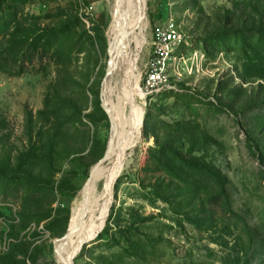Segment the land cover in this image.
Instances as JSON below:
<instances>
[{"label":"rangeland","instance_id":"374dc122","mask_svg":"<svg viewBox=\"0 0 264 264\" xmlns=\"http://www.w3.org/2000/svg\"><path fill=\"white\" fill-rule=\"evenodd\" d=\"M112 2L0 0V264H57L105 158ZM168 20L188 71L144 96L150 30ZM143 34L140 140L73 264H264V0H147Z\"/></svg>","mask_w":264,"mask_h":264},{"label":"bare ground","instance_id":"6f19581e","mask_svg":"<svg viewBox=\"0 0 264 264\" xmlns=\"http://www.w3.org/2000/svg\"><path fill=\"white\" fill-rule=\"evenodd\" d=\"M146 2L113 0L110 5L111 19L106 33L109 59L101 86L110 122L109 147L105 164L91 169L88 181L73 201L66 238L54 242L57 264H73L82 244L101 231L114 183L127 164L128 153L140 140L144 110L135 98V95H140L136 61L144 46Z\"/></svg>","mask_w":264,"mask_h":264},{"label":"built area","instance_id":"2783aa9c","mask_svg":"<svg viewBox=\"0 0 264 264\" xmlns=\"http://www.w3.org/2000/svg\"><path fill=\"white\" fill-rule=\"evenodd\" d=\"M181 42V35L171 20L151 27L148 56L140 81L144 96L175 86L188 71L189 59L179 50Z\"/></svg>","mask_w":264,"mask_h":264},{"label":"water","instance_id":"95a60500","mask_svg":"<svg viewBox=\"0 0 264 264\" xmlns=\"http://www.w3.org/2000/svg\"><path fill=\"white\" fill-rule=\"evenodd\" d=\"M106 156V155H105ZM104 160H105V158H104ZM103 160V161H104ZM103 161H101L99 164H102V162ZM99 164H97V165H99ZM96 166V165H95ZM93 168V167H92ZM91 168V169H92ZM91 171V170H90ZM89 174H90V172H89ZM88 180H86V182H87ZM109 210H110V208H109ZM103 229V228H102ZM101 232V231H100ZM99 232V233H100ZM66 236H67V231H66V233L64 234V236L61 238L63 241H64V239L66 238ZM96 238V237H95ZM95 238H93V239H89V240H86V242H84L83 244H82V246H81V248L83 247V246H85L86 244H88V243H90L91 241H93Z\"/></svg>","mask_w":264,"mask_h":264},{"label":"trees","instance_id":"16d2710c","mask_svg":"<svg viewBox=\"0 0 264 264\" xmlns=\"http://www.w3.org/2000/svg\"><path fill=\"white\" fill-rule=\"evenodd\" d=\"M103 235H104V232H101V233H99L98 237L101 238V237H103Z\"/></svg>","mask_w":264,"mask_h":264}]
</instances>
